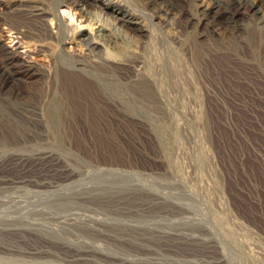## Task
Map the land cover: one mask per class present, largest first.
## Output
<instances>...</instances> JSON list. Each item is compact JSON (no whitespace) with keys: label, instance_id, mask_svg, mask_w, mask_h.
<instances>
[{"label":"rangeland","instance_id":"rangeland-1","mask_svg":"<svg viewBox=\"0 0 264 264\" xmlns=\"http://www.w3.org/2000/svg\"><path fill=\"white\" fill-rule=\"evenodd\" d=\"M17 1L0 0V64L4 49L43 63L47 54L28 58L25 52L39 46L52 51L58 45L33 36L19 39L8 30L5 17L13 12L14 18L30 24L14 7ZM32 1L55 10L69 35L80 34L94 42H100L96 31L104 21L105 31L118 36L108 46L100 44L104 55H135L142 48L144 63L133 72L136 76L153 72L161 98L142 109L130 106V112L111 113L102 107L62 114L60 139L53 140L54 131L19 112L20 107L35 103L36 94L28 93L23 84L15 85L12 90L20 88V95L24 94L18 108L8 100L9 90L0 92V179L6 181L0 190L30 195L43 188L36 182L48 179L63 188L88 182L106 190L105 195L89 197L102 216L100 221L85 227L68 225L63 237L50 239H96L111 252L130 248L122 239H165L155 245L193 255L200 264L208 258L209 264H264V25L259 26L246 10L240 17L248 23L244 32L231 34L219 28L200 37L207 29L196 17L209 0H177L166 12L145 0H128L148 13L146 19L134 14L136 22L131 26L111 10L110 4L118 0H88L92 4L85 9L62 0ZM253 1L264 16V0ZM182 9L192 17L186 26L182 25L185 16L180 19ZM157 19L155 26L152 22ZM47 23L55 30V18ZM70 45L64 42L66 51L73 50ZM123 69L114 68L113 76L124 79L128 71ZM152 104L162 106L154 109ZM108 168L122 174L100 175ZM22 177L32 180L8 182ZM16 238L37 243L44 236L6 235L0 237V247L9 240L16 243ZM200 239H210L211 246ZM66 256L65 249L52 246L44 264H71Z\"/></svg>","mask_w":264,"mask_h":264},{"label":"bare ground","instance_id":"bare-ground-1","mask_svg":"<svg viewBox=\"0 0 264 264\" xmlns=\"http://www.w3.org/2000/svg\"><path fill=\"white\" fill-rule=\"evenodd\" d=\"M62 1H66L70 5L76 4L79 9H85L92 4L88 0ZM93 2L96 1L93 0ZM145 2L165 12L171 11L178 4L177 0H145ZM14 5V7L20 9L23 17L30 24H24L14 18L12 16L13 12L11 16L5 17L4 23L7 25L8 30L19 36V39L25 36H33L40 40L48 39L54 41L58 47L48 51L47 48L39 46L35 49L33 48L32 51L25 52L28 58L40 52L44 53V56L47 54V61L43 63L35 58L33 61L21 58L15 49L2 50L4 61L0 64V92L9 90L7 98L18 108L19 105L16 104L21 103V98L24 94L20 95L22 94L20 88L13 91L12 88L15 85L23 84L27 87L28 93L32 91L33 93L31 94H36L35 103L33 105L29 104L27 107H20L19 112L21 114H30L32 118H38L42 128L45 127L54 131L55 133L52 134L53 140L60 139L57 132L59 131V120L62 114L73 111L98 110L102 107L111 109V113H113L112 110L130 112V106L142 109L145 104H149V102L151 104V102L158 101L161 98V93L155 86V77L151 76L153 72L150 74L145 71L138 76L133 72L144 63L143 56L145 55H143L142 48L137 51L138 54L133 55L125 52L116 58L102 53L100 44L108 46L118 38L111 31H105L107 27L104 21L103 24L101 23L98 26L96 31L100 42H94L92 39L81 37L80 34L76 35L73 33L69 35L65 28L66 23L60 20L56 11H51L50 8L39 2L18 0ZM110 8L117 12L118 17L127 26L128 23L131 26V23L136 22L132 18L134 14L145 19L148 14L128 0H118L116 3L110 4ZM246 10L251 11V15L257 20L259 26L264 25V16H262L259 8L255 6L253 0H228L225 3L220 0H209L207 4L199 9L198 17H196L199 25L205 26L207 29L200 32V37L203 36V33L206 35L211 34L212 31L215 32L219 28L227 29L231 34L244 32L248 23L240 21V17L244 16ZM50 15L51 17H49ZM183 16L185 15L182 9L180 19ZM51 18H55V30L47 23L48 19ZM183 19L185 21L183 22L184 24L181 23L183 26L192 22L191 16H185ZM158 22L157 19L152 24L157 26ZM108 29L112 30L113 27H108ZM146 30L145 36L150 35L148 28ZM66 41L70 42V46H73L72 51L65 50L63 44ZM77 44H81L83 49L76 48ZM78 56L80 57L78 58ZM114 68L126 69L128 71L127 76L124 79L114 77L112 74ZM34 81H37V83L34 84ZM144 100H147V102H144ZM137 101H141V104L137 103ZM103 102H109L110 106ZM161 106L152 104L151 107L155 109V107L160 108ZM148 109H150V106ZM28 125H32L33 129L36 126L33 123ZM60 126H62V123H60ZM14 162H16L15 159ZM102 172L104 173H100V175L107 174L106 178L122 174L110 168L104 169ZM31 180V177H22L8 182L17 183L22 181L29 183ZM4 182L6 181L1 178L0 189ZM36 183L43 188L35 189L30 195L17 191L5 192L0 190V237L6 235L14 237L22 234V232L24 234L25 232L26 234L40 233L44 236V239H37V243L26 242L17 238L16 243H12L10 240L9 243H4L3 247H0V264H44V259L48 256L52 246L65 249L67 254L65 259L71 264H200L199 260L193 255L155 245L165 239H122V241L128 242L130 247L125 252L118 250L116 252L105 251L95 241L96 239H69L72 236L68 239H50L49 236L54 235L63 237V234L66 233V228L69 227L68 225L85 227L100 221L102 216L97 215V207L94 206L95 203L89 197L104 194L106 190L102 187H93L92 183L88 182L80 183L78 188L67 186L63 188L60 182L52 179L40 180L39 183ZM73 233L75 232L73 231ZM117 240L120 239H115L116 242H118ZM169 240H172V242L184 240L191 243L197 239ZM200 241L207 247L210 245V239H200ZM208 260L206 259L203 264H209Z\"/></svg>","mask_w":264,"mask_h":264}]
</instances>
